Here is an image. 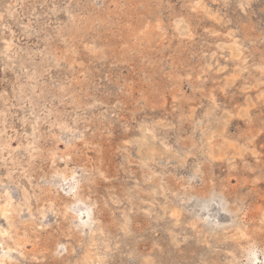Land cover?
Segmentation results:
<instances>
[{
  "label": "rangeland",
  "instance_id": "rangeland-1",
  "mask_svg": "<svg viewBox=\"0 0 264 264\" xmlns=\"http://www.w3.org/2000/svg\"><path fill=\"white\" fill-rule=\"evenodd\" d=\"M0 264H264V0H0Z\"/></svg>",
  "mask_w": 264,
  "mask_h": 264
},
{
  "label": "bare ground",
  "instance_id": "bare-ground-1",
  "mask_svg": "<svg viewBox=\"0 0 264 264\" xmlns=\"http://www.w3.org/2000/svg\"><path fill=\"white\" fill-rule=\"evenodd\" d=\"M33 138H34V137H33ZM154 139H155V137H154ZM71 178H72V177H71ZM214 197H215V196H214ZM191 200H192V199H191ZM209 200H210V199H209ZM211 200H212V198H211ZM211 200H210V201H211ZM81 202H82V201H81ZM81 204H82V203H81ZM83 204H84V203H83ZM6 211H7V210H6ZM6 211H5V212H6ZM90 213H91V212H90ZM89 216H90V215H89ZM200 219H201V218H200ZM191 228H192V227H191ZM238 230H239V229H238ZM199 236H200V235H199ZM3 259H4V257H3ZM3 259H2V262L4 261ZM3 263H4V262H3Z\"/></svg>",
  "mask_w": 264,
  "mask_h": 264
}]
</instances>
